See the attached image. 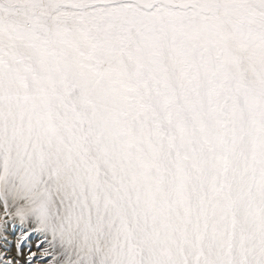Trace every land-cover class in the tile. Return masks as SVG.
Instances as JSON below:
<instances>
[{
	"label": "snow or ice",
	"instance_id": "1",
	"mask_svg": "<svg viewBox=\"0 0 264 264\" xmlns=\"http://www.w3.org/2000/svg\"><path fill=\"white\" fill-rule=\"evenodd\" d=\"M0 264H264V0H0Z\"/></svg>",
	"mask_w": 264,
	"mask_h": 264
},
{
	"label": "bare ground",
	"instance_id": "2",
	"mask_svg": "<svg viewBox=\"0 0 264 264\" xmlns=\"http://www.w3.org/2000/svg\"><path fill=\"white\" fill-rule=\"evenodd\" d=\"M33 247H34V241H32Z\"/></svg>",
	"mask_w": 264,
	"mask_h": 264
},
{
	"label": "rangeland",
	"instance_id": "3",
	"mask_svg": "<svg viewBox=\"0 0 264 264\" xmlns=\"http://www.w3.org/2000/svg\"><path fill=\"white\" fill-rule=\"evenodd\" d=\"M32 243V242H31Z\"/></svg>",
	"mask_w": 264,
	"mask_h": 264
}]
</instances>
